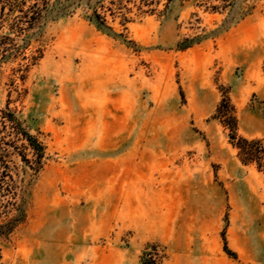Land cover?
Instances as JSON below:
<instances>
[{
	"label": "rangeland",
	"instance_id": "1",
	"mask_svg": "<svg viewBox=\"0 0 264 264\" xmlns=\"http://www.w3.org/2000/svg\"><path fill=\"white\" fill-rule=\"evenodd\" d=\"M168 2L107 11L115 36L84 8L25 35L0 21L21 47L0 63V152L24 215L0 264H264V167L217 118L228 96L238 136L264 146V0L226 29L204 2Z\"/></svg>",
	"mask_w": 264,
	"mask_h": 264
},
{
	"label": "trees",
	"instance_id": "2",
	"mask_svg": "<svg viewBox=\"0 0 264 264\" xmlns=\"http://www.w3.org/2000/svg\"><path fill=\"white\" fill-rule=\"evenodd\" d=\"M133 0H0L2 5L0 21L10 20L12 18L11 30L14 33L25 35L26 32L40 27L44 20L59 18L73 13L77 8H84L89 14L87 19L99 31L108 35L115 36L113 28L109 25L107 19V11L114 15L117 11L127 10V3ZM136 1V0H134ZM141 6L150 7L155 0H137ZM250 0H179L181 6L186 3L196 5L204 2L206 8L214 13H227V18L224 22L223 29L229 28L252 12V6L248 5ZM172 2L169 0L168 3ZM107 4L109 6H107ZM8 12H5V8ZM27 7V9H25ZM128 20L123 18V23ZM0 22V28L2 26ZM24 47L28 45V36L24 38ZM202 38L185 39L178 44L179 50H186L195 44L200 43ZM21 47L13 44V39L8 36H0V63L2 59H6L13 55L14 52L20 51ZM4 120L13 124V129L18 136H21L28 142L29 147L34 151L36 156L35 164L40 165L44 157V146L37 138L28 134L22 128V124L8 110L3 113ZM217 118L225 127L230 130V140L234 148L239 151V156L244 164L257 163L259 168L264 167V146L261 140H247L239 137L237 134V118L235 115L234 106L231 104L228 96H224L217 110ZM4 141V140H3ZM7 145V143L3 142ZM0 145V151L1 150ZM24 161L30 163L25 157ZM38 169H35L37 171ZM22 189V188H21ZM21 189L17 180L14 179L10 169L9 162L6 160V155L0 152V217H5V220L0 223V238H7L17 224L24 218L20 213L21 207L17 202ZM15 212V214H12ZM12 214V215H11ZM150 254H144L142 264H154L155 260Z\"/></svg>",
	"mask_w": 264,
	"mask_h": 264
}]
</instances>
